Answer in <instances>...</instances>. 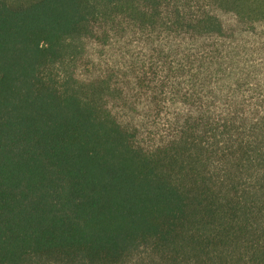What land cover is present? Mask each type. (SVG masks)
I'll return each instance as SVG.
<instances>
[{"label": "trees", "instance_id": "trees-1", "mask_svg": "<svg viewBox=\"0 0 264 264\" xmlns=\"http://www.w3.org/2000/svg\"><path fill=\"white\" fill-rule=\"evenodd\" d=\"M139 256L264 264V0H0V264Z\"/></svg>", "mask_w": 264, "mask_h": 264}, {"label": "rangeland", "instance_id": "rangeland-1", "mask_svg": "<svg viewBox=\"0 0 264 264\" xmlns=\"http://www.w3.org/2000/svg\"><path fill=\"white\" fill-rule=\"evenodd\" d=\"M126 77H122L120 79V81H126L125 80ZM135 101V99H134ZM34 264H59V263H54V262H50V261H40L38 263H34ZM129 264H161L158 263L156 261H152L151 258L147 257V256H139L137 258H135L132 262H130Z\"/></svg>", "mask_w": 264, "mask_h": 264}]
</instances>
